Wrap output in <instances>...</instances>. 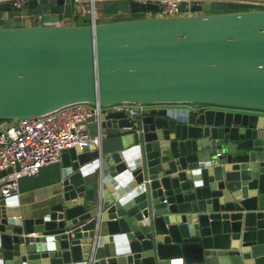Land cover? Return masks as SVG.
Returning <instances> with one entry per match:
<instances>
[{
  "label": "water",
  "instance_id": "1",
  "mask_svg": "<svg viewBox=\"0 0 264 264\" xmlns=\"http://www.w3.org/2000/svg\"><path fill=\"white\" fill-rule=\"evenodd\" d=\"M49 2L64 0L26 6ZM129 5L109 21L0 24V119L152 105L104 110L113 149L64 148L36 215L0 196V264H264V7Z\"/></svg>",
  "mask_w": 264,
  "mask_h": 264
},
{
  "label": "built area",
  "instance_id": "2",
  "mask_svg": "<svg viewBox=\"0 0 264 264\" xmlns=\"http://www.w3.org/2000/svg\"><path fill=\"white\" fill-rule=\"evenodd\" d=\"M8 1L11 6L21 7L16 10L17 19L30 23H41L45 18L42 12H22L27 7V0ZM87 4V11L95 17V4L103 0H71ZM157 5L156 9L148 8L145 15L174 16L193 12L194 3L203 0H138ZM242 3L264 4V0H240ZM190 109L200 110L207 104L188 102ZM152 105L143 102L121 101L108 106H100L88 101H76L63 105L38 116L7 119L0 127V170L12 167V170L0 175V195L12 197L19 193V178L35 174L40 167L61 160L64 148L74 145H99L105 131L101 129V114L107 109L123 110L128 114L142 111ZM90 123L96 125V131L88 129Z\"/></svg>",
  "mask_w": 264,
  "mask_h": 264
},
{
  "label": "crops",
  "instance_id": "3",
  "mask_svg": "<svg viewBox=\"0 0 264 264\" xmlns=\"http://www.w3.org/2000/svg\"><path fill=\"white\" fill-rule=\"evenodd\" d=\"M240 0H209L206 10L203 12L236 10L245 8ZM252 7H264V4H250ZM95 17H92L87 11V4L64 0L59 4L56 2L42 3L34 8H24L22 12H42L45 13V18L41 23H89L95 21H109L120 18H128L136 13L132 12L129 5V0H103L97 1L95 4ZM18 12L15 10L0 11V24L6 25H25L34 24L23 22L17 19ZM79 20L76 22V20ZM37 24V23H35ZM40 24V23H39ZM4 121H0V127ZM88 129L91 133L96 131V125L90 123ZM118 128L106 127L105 135L101 138V149H113V140L118 136ZM92 146L93 145H89ZM62 176L61 160L51 162L40 167L35 174L23 175L19 178L18 189L19 193L13 195V198L18 201V205L22 209L28 210L31 214L36 215L40 210L39 207L46 206L51 200L53 192L58 190ZM1 196V195H0Z\"/></svg>",
  "mask_w": 264,
  "mask_h": 264
},
{
  "label": "rangeland",
  "instance_id": "4",
  "mask_svg": "<svg viewBox=\"0 0 264 264\" xmlns=\"http://www.w3.org/2000/svg\"><path fill=\"white\" fill-rule=\"evenodd\" d=\"M209 0H203L202 4H203V10H206L207 8V4H208ZM235 2H239V0H235ZM79 20L77 19L76 22H78Z\"/></svg>",
  "mask_w": 264,
  "mask_h": 264
},
{
  "label": "trees",
  "instance_id": "5",
  "mask_svg": "<svg viewBox=\"0 0 264 264\" xmlns=\"http://www.w3.org/2000/svg\"><path fill=\"white\" fill-rule=\"evenodd\" d=\"M239 4H244V6H245V8H250V7H252V6H250L249 4H247V3H239ZM0 121H5V119H0Z\"/></svg>",
  "mask_w": 264,
  "mask_h": 264
}]
</instances>
